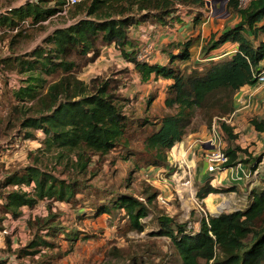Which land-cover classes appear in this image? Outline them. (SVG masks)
Here are the masks:
<instances>
[{
	"label": "trees",
	"instance_id": "trees-1",
	"mask_svg": "<svg viewBox=\"0 0 264 264\" xmlns=\"http://www.w3.org/2000/svg\"><path fill=\"white\" fill-rule=\"evenodd\" d=\"M228 7L239 14V21L212 34L203 46L205 54L227 41L237 43V50L229 56L210 59L201 68H180L176 60L190 58L191 39L173 43L178 51L170 52L169 63H149L137 59V43L129 29L151 19L161 26L172 25L178 19L174 14L176 4L192 6L196 10L204 0H82L74 5L72 22L56 27L26 57L16 55L4 58L1 63L10 70L26 73L22 84L13 95L23 102L15 111L22 113L21 126L27 136L34 130L44 134L49 150L61 156L76 155V164L82 169L88 165L87 152L104 155L117 147H128L129 117L123 107L128 101L122 96L114 80H101L91 87L76 76L78 67L75 56L99 54V46L112 44L121 54L134 63L141 82L152 75L172 80L163 104L171 111L155 122L153 131L144 138L146 166L165 162L167 152L182 141L196 113H200L207 126L216 119L222 139L238 137L234 128L224 119L236 109L237 93L245 85L254 86V77L264 60V0H251L244 8L238 0H228ZM53 3V6H48ZM65 0H27L24 4L0 11V28L19 30L24 23L35 25L48 20L62 9ZM199 13L193 23L198 24ZM60 72L48 81L45 77ZM27 102L31 105L27 106ZM32 110V114L28 111ZM145 119L141 125L145 124ZM257 131H263L264 119L252 120ZM240 147H229L226 167L234 166ZM134 157L128 152L126 159ZM132 157V158H133ZM256 158L244 160L254 165ZM8 184L20 185L3 194V208L14 216L20 215L22 206L33 207L42 199H70L75 194V181L56 178L39 166L29 165L22 172L6 177ZM32 186L30 191L23 185ZM232 186H213L211 178L197 188L196 197L206 198L210 193L234 191ZM142 198L117 192L97 207V213L123 211L129 225L142 230L141 219L150 212L157 192H145ZM158 234L169 237L179 264H264V186L254 189L252 200L243 209L208 214L200 220L197 230L188 229V222H176L172 217H159ZM73 239V238H71ZM45 241H38L41 243ZM36 243L30 245L33 247Z\"/></svg>",
	"mask_w": 264,
	"mask_h": 264
},
{
	"label": "rangeland",
	"instance_id": "rangeland-1",
	"mask_svg": "<svg viewBox=\"0 0 264 264\" xmlns=\"http://www.w3.org/2000/svg\"><path fill=\"white\" fill-rule=\"evenodd\" d=\"M26 1L0 0V11ZM228 3L214 0L197 10L192 6L176 4L174 14L181 18V13L187 15L196 12L200 17L205 16L204 20L209 17L208 23L214 26L211 36L239 21V14L229 8ZM74 5L66 10L62 7L41 24L24 23L19 30L0 28V229H7L2 239L6 246L3 253L15 257L18 264H179L170 238L158 234L160 216H170L176 222L187 221L188 229L197 230L203 216L243 209L251 202L253 190L264 186V129L257 131L252 124L253 119H264V84H256L252 89H243L238 93L236 102L240 110L227 118L238 137L229 141L224 135L221 145L224 152L236 146L246 149L247 153L239 152V160H243L240 162L241 168L252 173L249 177L236 180L238 167H227L217 173H210L206 169L210 174L207 178L219 180L220 175L223 181L238 188L236 195L225 194L231 206L224 210H215L212 206L214 197H208L206 200L210 211L203 203L204 199L196 197L197 188L204 183L199 181L196 173L198 166L204 164L201 144L205 142L210 129L201 114L196 113L183 142L176 143L167 152L165 162L146 166L144 138L153 131L155 122L171 111L163 104L168 80L152 75L149 81L142 83L134 63L127 60L114 43L100 45L96 57L75 56L73 58L79 64L76 69L78 78L91 87L101 80H114L120 94L128 97L123 107L129 117L128 147L120 146L104 155L87 152L89 161L84 170L75 163L77 158L73 153L65 157L55 149H47L42 131L34 130L33 136L25 134L21 126L22 113L18 112L19 109L15 111V107L19 108L23 102L14 97L13 90L22 84L26 73H21L19 69L10 70L1 63L9 56L25 58L56 27L72 22ZM48 6H53V3H48ZM177 11L180 13L177 14ZM183 18L187 21L186 17ZM158 25L155 20L148 19L129 29L130 36L137 43V52L145 46L147 51L143 58L147 62H166L168 52L176 49L173 42L159 46L154 44L153 36L157 35ZM187 31L188 36L194 30ZM204 55L202 48L194 57L177 60L174 64L180 68H201L210 60L204 59ZM60 74L55 72L45 78L53 81ZM25 104L31 105L30 102ZM32 112L30 110L28 114ZM145 119L147 122L141 125ZM192 132L200 134L189 135ZM191 140L197 145L192 146ZM128 152H134V157L130 155L126 159ZM192 158H195V162ZM250 158H256L252 166L244 162ZM29 165H37L66 182L76 180L74 196L67 200L45 198L33 207L22 206L18 216L6 212L3 208L4 192L20 187L13 184L5 186L6 177L13 172L23 173ZM188 180L190 183L185 184ZM23 189L30 191L32 186L23 185ZM152 191L157 192V197L148 215L141 219V231L129 225L123 211H96L117 192L142 198L145 192ZM42 240L45 242L37 243ZM33 243L36 244L30 247Z\"/></svg>",
	"mask_w": 264,
	"mask_h": 264
},
{
	"label": "crops",
	"instance_id": "crops-1",
	"mask_svg": "<svg viewBox=\"0 0 264 264\" xmlns=\"http://www.w3.org/2000/svg\"><path fill=\"white\" fill-rule=\"evenodd\" d=\"M179 13H180V11H177V14H179ZM195 15H196V12H194V13L192 12V13H189L187 15H186V13L185 14L181 13V16H180L181 18H179V16H177L178 19L177 20L175 19L171 26L170 25H165V26L158 25V26H156V29H157L156 33L158 36L157 35L153 36L154 44H156V46H159L162 43H171V42L177 43L180 41H185V40L191 39L193 41V43H192V46L190 47V53H191V56L194 57L196 52L199 53V51L202 50L203 46L209 40L212 30H214V29H212V28H214V26H212V24L208 23L209 17L206 20H204L205 16L200 17L198 24H194L193 19H194ZM183 16L187 18V21L183 20L184 19ZM188 29H190L192 31L194 30V31L192 32V34L187 36L186 34L188 33V31H187ZM262 35L263 36L261 37V34H260V37L264 39V33H262ZM132 40L134 41V38H132ZM236 50H237V43L232 42V41H227L226 43H223L222 45H220L216 49H213L212 51H210L209 54H205L204 59L208 60V59H214V58H221L224 56H229L231 53H234ZM177 51H178V49H174V53H176ZM193 52H195L194 55L192 54ZM168 53H170V52H168ZM169 59H170V54L168 55L166 62H159L157 60H152V61H149V63L165 64V63H169ZM263 62H264V60L260 62V66L263 64ZM154 77L156 78V77H161V76H155L154 75ZM166 80H168L167 85H166V91H167L169 88L168 86L172 83V80H170V79H166ZM252 87H254V86L245 85L240 89V91H242L243 89H252ZM240 91H238V93ZM238 93H237V95H238ZM238 110H240V108H238V105L236 103V109L232 113V116ZM210 133H211V130L209 129L207 134H206L207 138L205 139V141L209 138ZM197 134L199 135L200 133L199 132H192L189 135L196 136ZM197 140L198 139H195V141H197ZM182 142H183V140H182ZM190 143L192 144V146L197 145V144H195V142L193 143L192 140L190 141ZM201 146L204 147V144H201ZM192 160L195 162V158H192ZM203 163H204L203 165H199L198 169H196V173H198L199 178H200L199 181L202 183L205 182L206 180H208L209 178H207V177L210 175V174H208V172L205 171L207 169L206 163L205 162H203ZM218 178H219V180H214L213 178H211L212 179L211 184L213 186H232L233 185V184H229L226 181H223L224 179L222 177H220V175ZM201 179H203V180H201ZM236 189H238V188L236 187ZM236 189L234 191L210 193L206 198H204L203 203H205L207 206L206 208L211 211V208L209 207V204H208L206 199L208 197L212 196V197H214V198H212L213 199L212 206L215 208V210H218V211L224 210L228 206H231V202L228 200V198H226L225 194H229L230 196L233 194L236 195L237 194ZM244 207H246V206H244ZM211 214H213V213H211ZM4 233H7V229H5V228L0 229V262H3L4 260L9 259V258H13V256L5 255V252L3 253V250L6 247L2 241Z\"/></svg>",
	"mask_w": 264,
	"mask_h": 264
},
{
	"label": "built area",
	"instance_id": "built-area-1",
	"mask_svg": "<svg viewBox=\"0 0 264 264\" xmlns=\"http://www.w3.org/2000/svg\"><path fill=\"white\" fill-rule=\"evenodd\" d=\"M80 1L82 0H65V3L62 6L63 10H66V8L69 7L70 5H74ZM211 1H214V0H204L205 5L208 6V4L211 3ZM221 1H228V0H221ZM250 2L251 0H238V6L240 8H244ZM144 47H142V49L137 54L139 55L137 56V59L139 61H143L146 59V58L145 59L143 58L144 52L147 51ZM254 77L257 81L256 84H264V62L260 66L259 70L256 71V73L254 74ZM224 119L228 122L226 118ZM210 130H211V133H210L209 138L203 143L205 147V148L203 147V152H204L203 159L207 165V171L210 173H217L220 170L227 168L226 164L228 163L229 156L224 151L221 150L223 139H222L221 132L219 130V126H218L216 119H214V121L212 122ZM241 165L242 163L238 162L236 165L229 167L230 169L238 167L236 169V176L234 178L236 180L241 179L244 176L249 177V175L252 173L251 170H249L247 173L245 169L241 168ZM188 183H190V180L186 181L185 184H188ZM0 264H18V261L15 259V257H13V258L6 259L3 262H0Z\"/></svg>",
	"mask_w": 264,
	"mask_h": 264
},
{
	"label": "water",
	"instance_id": "water-1",
	"mask_svg": "<svg viewBox=\"0 0 264 264\" xmlns=\"http://www.w3.org/2000/svg\"><path fill=\"white\" fill-rule=\"evenodd\" d=\"M220 213V212H219ZM216 214H218V213H213L212 215H216Z\"/></svg>",
	"mask_w": 264,
	"mask_h": 264
}]
</instances>
